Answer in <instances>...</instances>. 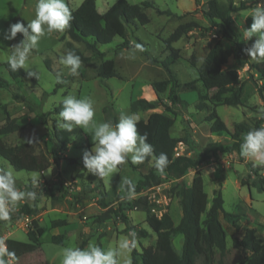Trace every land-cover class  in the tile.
<instances>
[{
	"label": "rangeland",
	"instance_id": "374dc122",
	"mask_svg": "<svg viewBox=\"0 0 264 264\" xmlns=\"http://www.w3.org/2000/svg\"><path fill=\"white\" fill-rule=\"evenodd\" d=\"M82 1L66 0V3L72 12ZM116 1L96 0L97 9L100 13H104ZM143 1L129 0L131 3ZM149 1L160 10L170 11L171 14L158 13L154 7L144 8L150 17V22L146 25L133 23L127 26V40L133 44L140 38L144 48L142 52L132 47L116 50V46L124 41L121 36L114 37L109 44H98V48L106 53L104 59L114 58L115 60L116 76L102 80L98 77V67L104 59L92 58L81 61L76 74H71L69 69L60 63L59 58L70 51L66 45L70 37L65 31L46 35L40 40L38 49L32 52L27 62L30 67L28 71H34L37 75L12 77L4 66L9 55L8 48L23 37L18 33L14 40H6L4 31L11 23L20 21L27 24V20L33 19L36 0H0V79L4 82L0 85V125L5 122L6 112L18 123L24 125L23 129L0 137L9 145L35 140L39 144L38 147L53 161L51 152L53 139L48 132L54 119L59 122V116L49 114L48 127L41 123L37 114L52 111L67 95H74L77 98L91 97L94 101L95 120L98 122H113V117L115 116L118 120L121 113L134 114L138 120L147 119L153 111L167 112L175 116V123L171 128L172 136L179 138L187 135L189 140L195 142L193 146L184 142L183 146L180 142L177 144L176 148L184 154L199 152L211 141H218L223 146L232 145L236 142L231 135L236 124L245 125L248 131L258 128L257 123L264 115V90L259 91L261 87L264 88V80L260 79L257 68H251L247 72L241 71V65L236 62V47L233 42L223 40L230 52L226 66L235 67L238 72L240 70L241 79L246 81L243 105H216L212 99V92L205 91L202 83H197L199 67L203 64L211 45L220 38L218 27L213 26L203 13L207 0H198V5L196 0ZM218 1L223 6L228 5V0ZM240 1L238 0V4ZM260 5L261 3H258L256 7ZM256 7L231 12L230 30L234 34H240V41L244 46L245 42L251 46L257 39L254 36L251 40H243L246 14H252ZM187 22H194L196 25L186 36L173 43V47L180 55L177 62L171 66L179 82L176 93L180 97L179 103L173 105L168 100L169 86L164 93L157 94L151 85L153 81L169 77L166 69L159 63H152L151 59L164 60L170 54V50L166 49L165 40L180 24ZM73 43L84 55L92 54L85 43ZM245 57L254 63L246 53ZM257 64L264 67V62ZM57 73L61 75L62 83H57ZM250 75L256 79V85L249 79ZM202 95H206V99L201 98ZM140 97L148 100L161 97L165 104L171 107V111H167L164 106L148 111H134L132 101ZM203 102L206 103V107L199 109L198 105ZM29 105L36 107V111H31ZM106 106L109 107L108 112L104 111ZM214 108L226 123L230 133H211V123L207 120V116ZM85 131L87 130H83L81 135L74 137L68 149L59 152V160L52 162L51 167L44 172L16 169L0 156V168L14 169L17 186L21 190H33L30 177L33 174H41L40 187L34 189L39 200L38 211L34 215L22 214V206L25 203L33 205L35 201H21L10 220L0 222V240L4 242L8 237L28 241V226L33 218H36L40 226L46 230L40 238L41 245L38 250L25 251L15 258H10L9 264H62L63 249L80 246L83 240H86L85 247L91 242L105 250L114 249L131 232L125 230L127 225L134 227L132 231L135 233L139 228L150 231L151 234L145 238L138 237L136 233L135 248L141 252L143 246L154 245L156 241V234L146 222V217L149 214L161 217L164 212H168L176 222H179L182 210L179 196L172 187L181 183L190 185L197 175L203 178L204 188L208 194V208L212 204L214 191L221 189L224 210L246 215L245 220L240 222L239 230H235L222 218L228 233L225 264H245L244 262L250 256V251L236 247L232 243V237H242L246 227H256L257 235L264 240V192L255 185L257 177L248 166L252 162L241 157L237 150L223 152L219 160L213 157L198 167L189 169L180 179H171L165 175L164 181L159 186H146L141 193L132 192L129 198V192L124 187V180L137 183L149 171L154 161L151 159L149 162L133 165L129 160L121 168L118 167L117 172L111 176L96 177L84 169L82 162L83 151L90 150L93 146L91 134ZM246 134L247 132L241 133V143ZM261 168L264 174V167ZM248 176L250 186L242 185L241 180ZM101 181L104 186L100 184ZM50 189H54L59 197L63 193L65 196L55 199L50 195ZM103 191L106 192L105 201L113 208L121 207L123 210L119 212V216L114 214L110 221L100 225L95 218L106 210L100 204ZM142 194L147 195L149 205L147 210L129 209L130 200ZM123 215L129 217L126 223L121 217ZM58 219H65L67 224L52 227V221ZM58 234L64 236L61 244L51 241V237ZM178 236L172 240L174 248L182 244ZM125 255L132 262V250ZM137 264H143L140 255L137 256ZM198 264H202L201 260H198Z\"/></svg>",
	"mask_w": 264,
	"mask_h": 264
},
{
	"label": "trees",
	"instance_id": "16d2710c",
	"mask_svg": "<svg viewBox=\"0 0 264 264\" xmlns=\"http://www.w3.org/2000/svg\"><path fill=\"white\" fill-rule=\"evenodd\" d=\"M198 5V0H196ZM258 3L264 5V0H241L238 7L232 5V0H228V5L223 6L218 0H207L206 9L203 10L205 17L213 26L218 27L220 38L216 39L211 45L203 64L198 69L197 80L202 83L207 91L212 92V99L216 105H243L246 95V81L242 80L237 69L225 67L230 55L229 49L224 43V39L233 42L236 47L235 58L239 65H249V69L257 68L260 73V79L264 80V67H260L257 63L250 62L245 57L244 45L240 41V34L231 32V12L241 11L248 8L256 7ZM260 5V6H261ZM154 7L158 13L171 14L170 11H162L157 8L151 1L144 0L142 3H131L129 0H117L104 13H100L97 9L96 0H83L82 3L72 11L73 19L71 26L65 30L70 37L67 41V47L70 51L80 56L81 61H88L92 58L104 59L106 53L98 48V44H109L114 37L121 36L124 41L116 46V50L130 48L132 43L127 40V26L133 23L146 25L150 22V17L146 14L144 8ZM197 10V8H196ZM219 21V22H217ZM252 17L247 16L245 21L246 28L250 27ZM194 22L180 24L171 35L165 40L166 49L170 50V54L164 60L152 58V63L161 64L168 73V78L152 82V87L157 94L164 93L169 86L168 100L173 105H177L180 101L176 89L179 86L177 78L174 76L171 66L177 62L180 55L173 47V43L179 41L186 36L193 27ZM92 40V41H91ZM73 42L85 43L87 49L91 50L90 56L84 55ZM139 44H143L138 38ZM9 73L14 78L28 77L27 71L20 69L12 72L7 62L4 63ZM116 76L114 58L104 59L98 67V77L102 80ZM256 85V79L250 75ZM0 79V85H3ZM261 87L259 91L263 92ZM206 95L201 98L206 99ZM164 106L167 111H171V107L165 104L161 97L156 100H148L144 97L134 99L132 107L134 111H148ZM62 105L59 103L52 111L48 113H38L41 123L48 125L49 114L59 116ZM206 107V103H200L199 109ZM31 111H36V107L29 105ZM105 112L109 111V107H105ZM174 114V113H173ZM210 124L211 133L228 132L230 133L226 123L221 119L217 110L214 108L207 116ZM117 118L113 117V122ZM264 121V115L257 123V127ZM175 123V116L167 112L153 111L147 119H139L137 129L141 134L146 133L148 142L153 145L154 154L159 155L161 152L166 153L169 164L164 173H158L153 167L139 179L134 185V193H141L146 186H159L164 181V176L171 179H180L188 172L208 161L211 158L219 160L221 153L226 151L237 150L239 152L241 138L243 132H248V128L243 124H236L232 137L236 139L232 145L223 146L218 141H211L201 151L191 154H175V148L179 142L188 145H194L195 142L189 140L188 136L174 137L171 134V128ZM58 121L55 119L49 127V132L53 139L52 155L53 161L48 154L39 148L38 142L35 140L23 142L17 145H9L0 137V156L6 159L12 166L19 170H27L33 172H44L48 170L52 162L59 160V152L68 149L72 139L83 133V129L75 127L71 132L58 129ZM24 125L18 123L6 112L5 122L0 125V136L13 133L23 129ZM58 145V147H56ZM151 158L147 159L149 162ZM154 164V163H153ZM123 166L120 165L121 168ZM249 169L257 177L255 185H258L264 192V174L261 167H254L248 164ZM242 185L250 186L249 176L241 180ZM100 184L104 186L101 181ZM220 185H222L220 181ZM125 189L128 190L124 184ZM172 190L179 196V203L182 210V217L178 223H175L173 217L164 212L161 217L156 214H149L146 217L151 230L156 234L154 245L143 246L142 251L138 252L136 248L132 249V262L137 264V256L140 255L143 264H198L201 260L202 264H225L224 257L228 251L227 247V229L222 223V218L227 221L235 230H239L240 222L246 218L242 213H230L224 210V199L221 189L214 191V198L211 206L208 208V194L204 188V181L201 175L193 178L190 185L184 183L176 184ZM50 195L55 199L64 197L57 196L54 189H50ZM106 192L101 193L100 204L106 210L96 216V222L100 225L105 224L113 218V215L119 216V212L123 208H113L105 201ZM38 198L33 205L25 203L21 208V213L26 215H34L38 211ZM129 209L147 210V195L130 200ZM205 215V217H203ZM123 222L129 220L127 215L121 216ZM67 224L65 219L52 221V227H58ZM135 228L127 225L125 230L131 231ZM45 228L40 226L38 220L33 218L28 226V241L15 238H7L4 244L7 250L14 253V257H3L6 264H9L10 258H15L19 254L29 251L33 252L40 248V238L45 233ZM138 237H148L151 233L146 228L136 230ZM179 234L184 235L181 252H176L172 247V240ZM64 236L62 234L53 235L51 241L53 243H62ZM232 243L236 247L250 251V256L244 262L245 264H264V240L257 235L256 227H246L242 237L233 236ZM86 240H83L79 247H85ZM218 253V258L216 255Z\"/></svg>",
	"mask_w": 264,
	"mask_h": 264
},
{
	"label": "clouds",
	"instance_id": "9594fccd",
	"mask_svg": "<svg viewBox=\"0 0 264 264\" xmlns=\"http://www.w3.org/2000/svg\"><path fill=\"white\" fill-rule=\"evenodd\" d=\"M232 5L238 7V0H232ZM250 27L243 32L244 41L257 39L243 51L254 62H264V5L256 7L252 14ZM72 12L66 0H36L34 18L27 24L17 21L11 23L4 31V39L14 40L17 34H22L19 42L11 45L7 56V65L12 72L20 69L27 71L28 76L37 75L28 71L27 64L32 52L38 49L40 40L46 35L62 33L71 26ZM134 50L144 51L141 44L133 42ZM60 63L66 66L71 74H76L81 66V58L73 51H68L60 58ZM57 83H62L61 75L57 73ZM58 129L71 132L75 127L87 130L93 141L92 148L85 149L82 154L84 169L99 178L111 176L117 172L120 165L130 162L133 165L143 164L147 159L154 161L153 167L163 174L169 164L166 153L154 154L153 145L148 142L146 133L137 129L138 118L134 114L121 113L116 122L95 120L94 101L91 97L77 98L67 95L61 101ZM239 154L252 162L254 167H264V126L253 128L244 136L240 144ZM41 174H33L30 184L33 190H21L17 186V176L12 168H0V222H7L16 211L21 201H35L40 187ZM129 198L134 191L132 181L125 179ZM136 247V233L129 232L114 249L105 250L95 243L86 247H66L62 252V264H131L126 258ZM14 257L0 240V264H6L3 257Z\"/></svg>",
	"mask_w": 264,
	"mask_h": 264
},
{
	"label": "crops",
	"instance_id": "0c3cea01",
	"mask_svg": "<svg viewBox=\"0 0 264 264\" xmlns=\"http://www.w3.org/2000/svg\"><path fill=\"white\" fill-rule=\"evenodd\" d=\"M148 8H149V7H148ZM144 10H145V9H144ZM245 10H246V9H245ZM241 11H242V10H241ZM243 13H245V12H243ZM247 16H251V14H246V18H247ZM245 21H246V19H245ZM244 47H250L249 44H248V42H245V46H244ZM209 49H210V48H209ZM248 60L250 61L249 58H248ZM250 62H251V61H250ZM252 63H253V62H252ZM254 63H255V62H254ZM226 65H227V64H226ZM226 65H225V67H227ZM238 65H239V64H238ZM259 66H260V65H259ZM260 67H261V66H260ZM231 68H232V69H236L235 67H234V68L231 67ZM242 70H245L246 72H247V70H250V69H249V65H248V64H246V65H241V71H242ZM239 72H240V70H239ZM197 83H201V82L198 81ZM204 89H205V88H204ZM205 91H206V89H205ZM203 94H204V93H203ZM153 100H154V99H153ZM24 203H25V202H24ZM110 206H111V205H110ZM181 217H182V216H181ZM173 219H174V218H173ZM180 219H181V218H180ZM174 221H175V219H174ZM179 221H180V220H179ZM175 223H178V222L175 221ZM179 235H180V234H179ZM182 235H183V234H181L180 236L177 235L178 238L180 239V244H181V243L183 244V240H184V235H183V237H182ZM177 236H176V237H177ZM7 238H8V237H7ZM7 238H5V240H6ZM15 239H17V238H15ZM5 240H4V241H5ZM182 244H181V246H180V245L177 246V248H174L173 245H172V247H173V249H174L176 252L180 253V252H181V249H182ZM4 245H5V244H4Z\"/></svg>",
	"mask_w": 264,
	"mask_h": 264
},
{
	"label": "built area",
	"instance_id": "2783aa9c",
	"mask_svg": "<svg viewBox=\"0 0 264 264\" xmlns=\"http://www.w3.org/2000/svg\"><path fill=\"white\" fill-rule=\"evenodd\" d=\"M261 126H264V122H262ZM180 145L183 146V145H184L183 142H180ZM175 154H176V155H180V154H184V153H183V152H180V151L178 150V148H176V149H175Z\"/></svg>",
	"mask_w": 264,
	"mask_h": 264
}]
</instances>
